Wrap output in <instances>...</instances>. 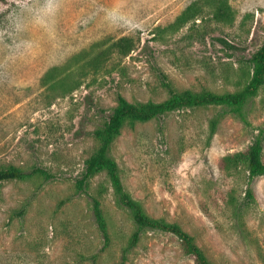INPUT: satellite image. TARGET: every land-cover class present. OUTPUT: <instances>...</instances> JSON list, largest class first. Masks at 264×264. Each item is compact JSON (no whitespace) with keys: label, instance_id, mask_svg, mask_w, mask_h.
I'll use <instances>...</instances> for the list:
<instances>
[{"label":"rangeland","instance_id":"374dc122","mask_svg":"<svg viewBox=\"0 0 264 264\" xmlns=\"http://www.w3.org/2000/svg\"><path fill=\"white\" fill-rule=\"evenodd\" d=\"M193 1H0V170L40 168L54 176L0 185V264L122 262L134 227L105 176L93 178L86 194L75 188L98 147L92 134L107 121L116 94L130 103H160L169 97L165 83L176 93H236L264 44V0H228L235 12L230 26L196 21L162 34ZM123 37L135 49L113 55L110 75L83 77L66 96L42 86L49 69ZM222 111L185 109L127 125L110 156L147 215L180 226L211 263L264 264V176L250 181L242 166L219 167L258 138L264 158V86L243 120L224 115L211 134L210 122ZM91 197L100 201L108 241L95 224ZM124 264L193 263L176 239L145 231Z\"/></svg>","mask_w":264,"mask_h":264},{"label":"trees","instance_id":"16d2710c","mask_svg":"<svg viewBox=\"0 0 264 264\" xmlns=\"http://www.w3.org/2000/svg\"><path fill=\"white\" fill-rule=\"evenodd\" d=\"M196 21L200 23L210 21L230 26L235 21V12L228 0H195L176 17L172 24L161 31L162 34L175 33L190 23L196 24ZM96 46L97 50L92 49L90 52L80 53L62 66L49 69L42 78V86L48 87L50 91L63 90L57 97L70 95L81 86L79 80L83 77L98 74L110 75L112 69L108 70L109 60L113 55L120 58L129 56L135 49V42L132 38L123 37L115 41H103ZM80 62H82L81 65ZM248 64L250 67L249 79L236 93L215 94L209 91L176 93L165 83L169 97L160 103L152 101L130 103L122 95L116 94V106L112 109L107 121L92 134L98 147L85 160L83 173L81 178L76 180L75 188L77 193L86 194L90 181L99 175H104L112 190L115 204L127 212L134 231L126 248L123 249L120 264H124L126 254L137 246L141 234L145 231L169 235L176 239L184 257L190 259L193 264H213L195 244L194 239L180 226L168 224L147 215L142 204L133 199L125 190L118 165L110 156V148L125 126L146 123L175 111L204 107L223 109L219 117L210 122L211 134L216 131L220 117L224 115L230 114L243 120V110L246 104L264 86V44L251 56ZM74 76L77 77L79 83L70 82ZM240 166L249 173L250 181L264 176L263 147L260 138L245 150L226 155L219 163V167L223 171L236 169ZM34 178L46 182L53 179L54 176L40 168H33L27 172L15 167L0 170V185L5 182L28 181ZM91 210L98 231L103 239L108 241L106 221L97 198L91 197Z\"/></svg>","mask_w":264,"mask_h":264}]
</instances>
